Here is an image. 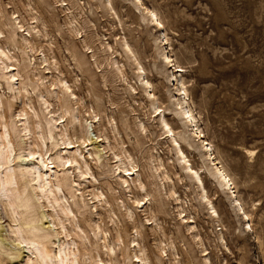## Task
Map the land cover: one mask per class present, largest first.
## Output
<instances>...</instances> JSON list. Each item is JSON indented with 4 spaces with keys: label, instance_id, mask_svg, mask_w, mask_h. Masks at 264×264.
I'll use <instances>...</instances> for the list:
<instances>
[{
    "label": "rangeland",
    "instance_id": "rangeland-1",
    "mask_svg": "<svg viewBox=\"0 0 264 264\" xmlns=\"http://www.w3.org/2000/svg\"><path fill=\"white\" fill-rule=\"evenodd\" d=\"M143 2L158 12L165 25L168 50L183 68L187 98L204 134L202 139L211 143L215 157L229 171L254 231L245 229L248 221L235 206L231 193L214 176V166L206 157L200 137L179 114L176 99L183 100L184 94L177 95L178 86L171 81L172 69L164 62L163 47L167 45L163 46L161 32L148 24L142 6L135 0H112L116 14L99 0H0V44L10 50L12 62L19 67L29 91L22 90V100H17L16 92L0 71V124L7 123L16 149L26 138L46 157L65 149L58 134L61 130H66L76 146L80 145L93 176H78L77 171L72 176L81 183L82 203L87 205L80 203L82 207L78 209L74 190H62L65 203L72 206L83 230L82 233L76 228L75 232L66 221L70 237L77 242L81 264H101L100 257L104 264H138L134 254H139L140 248L132 245L133 239L144 249L148 264H209L205 253L210 264H264V0ZM15 16L22 20L24 28L11 35ZM34 25L40 32L30 37L35 51L28 55L21 48L20 38L28 35L27 29ZM124 38L137 61L124 53ZM107 44L114 50H109ZM42 53L47 56L46 65L41 63ZM29 56L35 65L28 62ZM114 59L122 73L113 68ZM138 62L152 84L157 103L148 96L150 89L144 88ZM180 73H176L178 79ZM33 74L44 77V85L31 83ZM60 79L68 81L77 101H69L61 86L57 88L59 94H54L51 82ZM41 94L50 103L49 110L55 118L63 115L59 127L51 124V133L47 126L50 115ZM156 105L163 108L192 166L202 175L219 217L210 213L200 186L182 168L158 124ZM23 111L31 124L29 139L17 132L21 128L18 113ZM76 113L80 121L72 122ZM81 135L91 138L93 146H86ZM115 153L126 160L128 167L125 155H130L146 184L149 202L142 208L134 199L146 193L132 180L131 191L120 184L116 168L121 163ZM24 154L25 160L21 157L16 162L25 165L33 161ZM157 155L171 181H162L153 169L157 163L153 156ZM61 172L59 176L63 177ZM162 172L159 171L164 178ZM170 190L178 196L179 203ZM101 192L104 196L100 198L92 195ZM160 199H164V206ZM121 201L132 209L133 216ZM5 210L1 201L0 264H24L31 250L9 232L12 221ZM183 210L188 221L194 222L182 220L178 214ZM50 212L53 213L51 207L37 205L40 224L50 227L54 234L59 226H52L54 220L46 216ZM96 224L101 226L109 250L97 237Z\"/></svg>",
    "mask_w": 264,
    "mask_h": 264
},
{
    "label": "bare ground",
    "instance_id": "bare-ground-1",
    "mask_svg": "<svg viewBox=\"0 0 264 264\" xmlns=\"http://www.w3.org/2000/svg\"><path fill=\"white\" fill-rule=\"evenodd\" d=\"M99 1L104 4V7L108 11H111L114 14H116L112 0H99ZM135 1L142 6V13L147 17L148 24L154 26L156 30L161 32L160 41L162 42L163 46L167 45L163 47L162 55L164 58V62H166L169 65V67L172 69L171 81L176 82V85L178 86L177 95L180 96L181 94H184L183 100L179 101L178 99H176L177 104L180 107L179 114L183 116V119L185 120L186 123H190V125L194 127L193 130L194 135L200 137L202 147L206 151V157L214 166V170H213L214 176L218 180L219 184L224 188V190L225 191L228 190L229 193H231L235 206L238 208L240 213L243 214V218L248 221L245 229L246 230L250 229V231H252L253 227L250 224L251 223L250 214L244 210L242 202L240 201V199H238L235 189L236 186L234 185L233 179L229 171H227L220 164L217 157H215L211 143L207 142L205 139H202L204 138V134L202 133V130L199 128L197 124V118L195 114H193V111L190 108L189 100L187 98L188 93L186 86L184 85L183 82V74H182L183 68L180 65L176 64L175 59L172 58V56L169 53L168 37H167L165 25L162 22L160 15L155 9L145 6L143 0H135ZM62 4L65 5L63 1ZM33 19H36V17H34ZM14 20H16V23H14L15 28L12 29L11 35L17 34L18 30L20 32V30L24 28V24L22 23V20H19L18 16H15ZM39 32L40 30L36 27V25H34L31 27V29H27L28 35L24 36L23 38H20L22 39L21 48H23L28 55L29 52L31 53L35 51V48L33 47V44L30 40V37L34 36V33H39ZM1 35L2 32L0 31V39H1ZM121 45L128 59L130 60L133 59L135 61L138 60L136 54L133 51L132 46L128 43L126 38L123 39ZM107 46L109 50L111 51L114 50L111 44H107ZM42 54L43 56L41 58V63L43 65H46L49 63L47 56L44 53ZM12 60H13V56L10 54V50H7V48L4 49L3 46L0 44V71L2 73V76H5L7 78L6 79L7 84L12 86L13 90L16 92L15 98H18L17 100L19 99L22 100L23 97L22 90H24L25 92L28 91L27 84L22 80L23 77L19 70V67H17V65L13 63ZM28 60L30 64L33 65L36 64L34 63V59L32 58V56H29ZM138 65H139L140 73H142L141 76L143 77V85L145 86L144 88L150 89L149 91H147L148 96L150 98L152 97L154 99V102L157 103V96L155 95V93H153L152 84L146 78V73L143 66L139 62ZM113 68H115V70H117L118 72L122 73L119 62L115 59L113 62ZM179 72L181 73L179 74L180 77L178 79L176 73ZM33 78L34 79L32 78L30 79L31 83L35 85H44V79H45L44 77H40L39 75L34 76L33 74ZM52 85L54 87L53 88L54 94L56 95L59 94L57 88L61 86V89L64 92H66L67 99L69 101L72 100L77 101V96L75 92L71 90V86L66 79L65 80L60 79L57 83L51 82V86ZM40 96L42 99V104L45 105V108L48 111V114L50 115L47 126L49 132L51 133L52 132L51 124L54 122L55 127L56 128L59 127L58 122L59 119L63 118V115L60 116L59 118H55V116L53 115V111L49 110L51 105L48 102L47 98L43 94H41ZM2 105H3L2 100L0 99V107H2ZM161 108L162 107L160 106L157 105L155 106L157 115L160 116L158 120V124L161 130L164 131L166 138L167 137L169 138V141L173 146V150L177 154L179 161L182 164V168L185 171L189 172L191 175V179H193L195 183L198 184V186H200L202 190L201 197L203 200H205L208 203L209 209L211 211L210 213L213 214L214 216L219 217V214L215 209L213 201L210 200L208 196V192L206 190V186L204 185V180L202 175L198 170L194 169V167L192 166V163L190 162V159L187 157L183 145L180 144L177 138L175 129L172 128L167 118V115L164 114V111L161 110ZM96 116L97 115H95V117ZM72 119H73L72 122L76 120L80 121V118L78 117L77 113L73 114ZM18 121L21 122V128L17 129L18 134L21 137L24 136L27 137V139L31 138L29 137L32 131H31V124L28 118V114L25 113L24 111L19 112ZM0 125L2 126V129L0 130V202L1 201L3 202V205L6 208L5 213L9 217V220L12 221L11 222L12 224L11 225L9 224L10 225L9 232L15 235V239L19 243L26 244L27 245L26 248L31 250V254H29L28 257L24 258L23 260L24 264H81L78 255L79 248H77V242L73 237H70L72 233L68 231L66 226V221H69L72 224V229L75 232H76L75 230L76 228H79L82 231V233L83 230L81 229L76 219V214L74 209L72 208L71 205H67L65 203L64 200H67V198L64 191L62 190V187H67L68 189L70 188L74 190V197L77 198V200L76 199L74 200V204L78 207V209L82 207V205L80 204L82 203V197H83V192L80 188L81 183H78L76 179L72 176V174H74V171H77L78 176L83 177V175L86 174H89L91 176L93 175L90 172L91 168L89 166V162L85 159L83 152L81 151L80 145L76 146L75 142L71 140L69 134L66 133V130H61L58 134L61 136L62 145L65 146L64 147L65 149L60 150L57 153H54L56 154L54 156L49 155L48 157H46L45 154L40 149H38V151L33 149L32 143L27 142L26 138H24L22 142L17 144V149H16L12 139V135L10 134V128L8 127L7 123H3ZM141 126L145 130V126L143 125ZM38 127H41V125L38 124ZM21 134L24 136H22ZM66 136L68 137L67 139ZM81 139L84 144L86 143V146H90V147L93 146L94 142L92 141L91 138H87L85 137V135H81ZM55 144L57 143L55 142ZM52 145H50V147ZM25 152L27 156L32 157L33 161H30L29 163L25 162L27 163L25 165L16 162L18 158L21 157L24 158L22 154H24ZM249 153H253V152L249 151ZM90 154L92 155V152H90ZM96 156L98 159L100 158V155L98 153H96ZM115 156L117 158L116 160H119L121 163V165H118L116 168L117 174L120 178V184L125 189L127 188L131 191L132 190L131 180L132 183L137 182L138 188L142 190V192L144 191L146 194L141 199L135 198L134 203H136L139 207L143 205H147V203L149 202L148 197L150 194L148 193V189L146 188V184L144 183L141 174H139L138 170H136L137 166H135V164L133 163V160L131 159L130 155H125L129 161L130 167H128L126 160H123L120 155L115 153ZM23 160H25V158ZM153 161H157L153 169L157 171L162 181L164 179H166L167 181L169 180L171 181V177L169 175H166L164 171L163 161L160 158V156L159 155L153 156ZM83 167H85L86 170H84ZM160 170H163L162 173H164V178L161 175V173H159ZM59 172L63 173L62 174L63 177L59 176ZM170 194L174 197L175 201H177L178 203L180 202L178 196H174L175 195L174 191L170 190ZM92 195L95 198L98 197L100 198V196H104L103 192H101V194L93 193ZM158 195H161V192L158 191ZM159 202L161 206H164L165 204L164 199H160ZM122 203L126 207V204L124 202ZM82 204L87 205L85 203ZM37 205L46 206V209L47 206L53 209V213L50 212L51 213L50 215L46 213L45 214L47 217H51V219L54 220L55 224H53L52 221V226L54 225L59 226V229L55 230L54 234L49 230L50 227H44L43 224H40L41 219L37 216ZM126 209L128 214L133 216L132 209L129 207H126ZM183 214H184V210L180 211L178 215H181V218L182 220H184V222L186 223L194 222L193 220L188 221L187 215L186 214L183 215ZM153 220L154 222H156L155 218H153ZM192 227L193 226L191 225L190 228ZM96 229L98 232L97 237L104 240L103 246L106 247L107 250H109V246H107V242L103 236L104 232L101 226L96 224ZM137 233H139V231H137ZM63 235L66 237V239H64V237H61ZM78 236L83 240V236H81L80 234H78ZM56 237L59 238L57 239ZM134 237L136 236L134 235ZM222 241H224V238H222ZM131 242H133L132 244L133 246L135 247L138 246L140 248L139 254L138 253L134 254L135 262L138 264H148V261L144 258L145 252L144 249L141 248V245L138 242H136V239H133ZM205 255H206L205 258L206 262L210 264L211 263L210 257L207 256V253H205ZM98 261L101 262V264H104L103 263L104 261L101 257L98 259Z\"/></svg>",
    "mask_w": 264,
    "mask_h": 264
}]
</instances>
